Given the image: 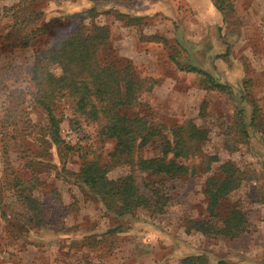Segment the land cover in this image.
Listing matches in <instances>:
<instances>
[{"label": "rangeland", "instance_id": "rangeland-1", "mask_svg": "<svg viewBox=\"0 0 264 264\" xmlns=\"http://www.w3.org/2000/svg\"><path fill=\"white\" fill-rule=\"evenodd\" d=\"M150 1L0 0V124L9 120L4 130L17 135L6 159L0 157V264H181L197 254L211 262L264 264V0H232L233 16L214 33L200 31L198 42L194 26L179 31L174 10L188 18L186 3L171 0L162 3L169 10L153 13ZM18 3V14L5 10ZM205 4L197 6L200 15L206 14ZM91 8L93 18L73 17ZM18 19L26 20L21 28ZM91 22L109 28L97 60L119 68L131 63L136 77L151 85L124 112L166 129L192 120L206 130L201 150L217 159L208 171L168 183L172 199L163 214L139 209L117 216L79 186L73 174L80 155L109 165L113 140L102 137L99 125L77 112L75 98L64 94L54 101L53 114L62 141L72 149L57 148L47 136L45 113L32 100L29 68L35 54ZM36 29L32 41L21 46ZM191 66L211 74L225 91L209 89L201 74L179 70ZM227 161L239 169L240 186L216 213L237 207L248 219L246 232L233 242L203 236L186 224L208 219L204 183L216 179ZM126 172L125 166H114L107 176ZM12 175L22 181L35 177L42 225L25 226L28 212L14 193Z\"/></svg>", "mask_w": 264, "mask_h": 264}, {"label": "trees", "instance_id": "trees-1", "mask_svg": "<svg viewBox=\"0 0 264 264\" xmlns=\"http://www.w3.org/2000/svg\"><path fill=\"white\" fill-rule=\"evenodd\" d=\"M94 3L127 2L132 0H89ZM223 21L234 13L232 0H211ZM21 3L5 9L12 15L21 11ZM93 9L77 12L74 18L83 21L93 18ZM26 20H16L19 28ZM24 36L21 46H27L34 38ZM6 37V36H5ZM109 38V28L91 22L90 28L79 27L57 38L49 47L34 56L29 68L34 86L33 102L45 113L48 124L47 136L57 148L72 149L62 141L58 132V121L53 114L57 97L68 95L75 98V109L90 121L99 125V134L113 140L109 154V165H102L95 158L80 155L82 163L74 173L79 186L85 187L117 216L131 215L143 209L151 214H163L171 201L169 182L180 176L195 175L199 170L208 171L210 162L216 157L205 154L200 144L206 138V130L192 120L166 129L153 125L142 117L127 114L137 104L142 93L151 90L145 79H139L131 63L117 67L115 62L102 64L97 52ZM181 71L198 73L209 83V89L225 91L226 86L211 74L196 66L179 67ZM17 131L18 123L11 121ZM10 121L0 124V157L6 159L8 148L16 146L15 133L4 130ZM198 159V163L195 162ZM125 166L127 172L115 179L107 175L110 168ZM237 167L227 161L220 165L216 179L207 178L203 192L206 196L208 219H188L187 229L200 232L206 237H221L236 241L248 226L245 213L237 208L227 209L223 215L216 213L224 201L240 186L241 175ZM12 187L18 201L28 212L25 226L42 225L44 213L40 200L33 194L35 177L22 181L11 176ZM4 216V214H2ZM181 264H228L224 261L211 262L202 254L186 256Z\"/></svg>", "mask_w": 264, "mask_h": 264}, {"label": "crops", "instance_id": "crops-1", "mask_svg": "<svg viewBox=\"0 0 264 264\" xmlns=\"http://www.w3.org/2000/svg\"><path fill=\"white\" fill-rule=\"evenodd\" d=\"M169 1H171V0H152V1H150V3H153L154 5L150 4V7L148 9H150L153 13L154 12L157 13L159 11H162L163 7H166V9L168 8V10H169L168 6L162 5V3H169ZM179 3H186L187 4L186 6H188L187 8H189L192 12V15H191L192 17L189 15L188 18H185V17H183V15L178 16L177 11L174 10V12L177 16L176 18L179 20V22H177V24L179 25V31H180V33L183 34V31L188 32L189 30H191L190 28H192V26H194L193 30L196 29V32L193 31V33H192L190 31V34L191 33L193 35L196 34V36L198 37L196 39V42H198L200 40V38H203V37H200V31L202 33V36H204L205 31H206V33H208V32L214 33L215 30L218 29V27L220 28L222 23H226L223 21V18L219 14V12H217L216 9L214 8L211 0H179ZM199 3H206L205 6L203 7L204 10L206 11V14L200 15L201 12H199L197 9V6L199 5ZM145 6H149V4L145 5ZM165 10H163V11H165ZM208 14H213V19H211L209 17H207V19H205V16H207ZM231 16H233V14ZM231 16H229L227 18V20H229V18Z\"/></svg>", "mask_w": 264, "mask_h": 264}]
</instances>
